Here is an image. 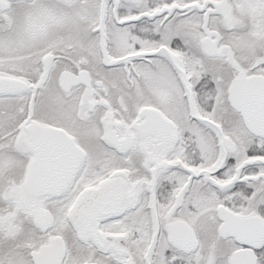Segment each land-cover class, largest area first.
Listing matches in <instances>:
<instances>
[{
  "label": "snow or ice",
  "instance_id": "1",
  "mask_svg": "<svg viewBox=\"0 0 264 264\" xmlns=\"http://www.w3.org/2000/svg\"><path fill=\"white\" fill-rule=\"evenodd\" d=\"M0 264H264V0H0Z\"/></svg>",
  "mask_w": 264,
  "mask_h": 264
}]
</instances>
